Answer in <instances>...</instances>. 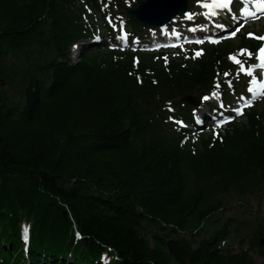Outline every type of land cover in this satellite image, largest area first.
<instances>
[{"label":"trees","instance_id":"16d2710c","mask_svg":"<svg viewBox=\"0 0 264 264\" xmlns=\"http://www.w3.org/2000/svg\"><path fill=\"white\" fill-rule=\"evenodd\" d=\"M80 1L0 0V264H264V221L223 216L264 191V107L206 135L180 102L215 92L229 107L230 56L248 68L264 41L245 29L180 59L102 41L73 62L133 4Z\"/></svg>","mask_w":264,"mask_h":264},{"label":"rangeland","instance_id":"374dc122","mask_svg":"<svg viewBox=\"0 0 264 264\" xmlns=\"http://www.w3.org/2000/svg\"><path fill=\"white\" fill-rule=\"evenodd\" d=\"M206 0H192V4H193V8L189 11V15H192V19H188L187 16L185 19L182 18H178V24H170L169 28L166 29L165 31H162L160 29H148L144 31V36L143 38H137L138 36H133V33L131 32L130 28L127 26V18L124 12H119L117 11L115 8L111 9V11L109 13H107V22L109 23V26H113V28L116 26V24L119 25V31H121V33H116L113 34V36L111 35H107L105 30L104 32L101 34V37H103V40L98 41L100 42H104V43H109V41L111 40H119L118 37L120 36H131L132 39L129 40L127 42V46H129L130 50L133 51H137V52H142V53H152V51H145L143 50L141 47H138V44H141V41L146 42L149 40H155L156 37H160V38H168L170 36L173 35H178L179 32L181 33H188L191 32L189 31V24L188 23H201L200 26H195L193 27L195 29V33H200L203 34L207 33L210 34L211 36H214L213 32H215L217 25H222L221 29L223 30V33L220 34H224L225 32H227L230 29H234V26L237 25V27L234 29V31L237 28H240V31L236 34V36L234 37L235 39L233 40L234 43L238 42V39L240 37V35L242 34L243 30L245 29H252L253 30V34L254 36L256 35H261L264 36V18L263 17H258V18H253V19H249V20H244V22H242L241 20V15L240 13H237L235 10L233 12H231L230 10H223V12L218 11L217 12V17L220 18L221 23L219 22V19L217 21H213L211 20V18H213L214 15L212 14H208L207 12H209V10L207 8H203L201 7V4H203V2ZM84 1H80V3H83ZM129 3L130 2H126L124 4L125 7H129ZM132 3L130 5V7H137L138 3L135 2V0H132ZM208 3V2H206ZM235 4V5H234ZM234 6H236L237 8H240L241 5H239L238 3L234 2L233 3ZM231 7L232 8L234 7ZM107 5H104L102 7V9H106ZM102 12H96L95 16L96 17V22L98 24L99 27H102L104 24V21L102 20ZM182 19V20H181ZM215 19V18H214ZM111 21V22H110ZM220 28V27H219ZM115 31V29H114ZM226 38V37H224ZM224 38H220V39H224ZM230 38L231 35H230ZM121 40V39H120ZM138 40V41H137ZM214 40V39H212ZM96 42L94 39L93 40H89V41H85V42H80L77 44V46L72 47L71 48V53H72V61L73 62H77L79 60V54L82 50V48L84 47V45H89ZM123 42V41H122ZM208 43V42H207ZM109 45V44H108ZM110 47V45L108 46V48ZM126 47V46H122L121 48ZM190 47V46H187ZM110 49V48H109ZM180 48L177 49H160L158 51H154V53H157L159 51L164 50L165 52H168L171 56V59H180L181 58V54H180ZM238 54V53H237ZM257 54V53H256ZM256 56V55H255ZM230 61H232L230 59ZM233 62V61H232ZM234 63V62H233ZM258 63V60L254 57V62L253 65H256ZM235 65V63H234ZM252 65V66H253ZM250 67V66H249ZM264 73V70H260V69H256L253 73L254 77L258 80V83H264V77L262 74ZM242 74L239 78H237L238 75ZM241 79L242 80V88H238V90L235 92L232 91V104L229 105V107H227L224 104V98L220 95V94H216L215 96H212L211 98H209L204 104L201 102L200 103V107L195 108V118L198 122V124L201 126V128H203V131L206 135H211L213 134L214 128H215V124L213 122V116H217L219 114H222V117H225V115H232V114H236V111H234V109H242L245 110L248 107H246V103L249 100H252V93H249L247 91V89L249 87L254 88V90L258 93H261V95H259L257 97V99L252 100V107L258 105L259 108H263L264 107V90H261L257 87V85H253L251 83V79L252 77H248L246 76L244 73H240L238 70L236 71V74L233 76L232 79H230L229 81H231L233 83V80H237V82H239ZM246 80H249V84L247 85ZM232 84L230 86V88L232 89ZM192 97L196 98L198 100V98L196 96H194L192 94ZM241 97H244V99H241ZM225 114V115H223ZM240 119L237 122H245L246 119L245 117L242 118L241 115H237ZM241 116V117H240ZM207 117L209 119V122L206 123L203 121V118ZM224 119V118H222ZM175 124H177V122L175 121ZM237 206H242V208H244L243 210H240L238 208H230L229 210H227L223 216H236L238 218L241 217H249V216H256L257 220H259L260 222L264 221V191L262 193L257 194L256 196H253L251 198H249L248 200H246V203L244 205H237ZM244 210H249L250 212L248 213H244ZM248 214V215H247ZM254 221V220H253ZM232 251L234 252H239L240 247L238 244H234L233 247L231 248ZM256 263L257 264H263V259L258 256L256 253L253 254Z\"/></svg>","mask_w":264,"mask_h":264},{"label":"snow or ice","instance_id":"6c2138e0","mask_svg":"<svg viewBox=\"0 0 264 264\" xmlns=\"http://www.w3.org/2000/svg\"><path fill=\"white\" fill-rule=\"evenodd\" d=\"M239 2L241 4H244L245 3V0H239ZM233 3H234V0H213V4L212 5H209V4H201V7L203 8H209V7H215L217 9H220V10H231V7L233 6ZM247 3L254 7L256 9V12H252V11H249L248 8H243L241 11H240V15L244 16L245 18H258V15L261 14V13H264V0H247ZM215 14V13H213ZM188 19H192V15H189L187 17ZM111 22V21H110ZM217 27H222V25H217ZM189 31H195V29H189ZM240 31V28H237L235 31H233L231 33V37L234 38L236 36V34ZM249 38H254V39H257L259 41H264V36H254L253 33H249L248 34ZM118 39H121V40H124L126 42V37L125 36H120L118 37ZM194 43L196 44H203L204 41L203 40H196V41H193ZM212 43H219L218 40H211ZM245 53L247 54V59H252L253 58V53L247 49H241L240 50V55L241 56H244ZM203 55V52L202 51H196L194 56H192L191 58L192 59H196L200 56ZM255 58L258 60V63L256 65H253V66H250L248 68H245V62H242L240 59H237L236 56H230V59L236 64L239 66V69L238 71L241 72V73H244L246 76L248 77H252L251 79V83L253 85H257V87L261 90H264V83H258V80L254 77L253 73L256 69H260V70H264V45L260 46L258 48V51H257V54L255 56ZM165 60H167V58H165ZM264 74V73H262ZM229 73H224V76H228ZM231 86V81H229V87ZM215 87L219 88L220 85L219 84H216ZM247 91L249 93H252V100H255L257 99V97L259 95H261V93H258L254 90V88L252 87H249L247 89ZM213 96L216 95L215 92H213L212 94ZM203 99L205 101H207L209 99L208 96H205L203 97ZM241 99H244V97H241ZM252 100H249L247 101L246 103V107H251L252 106ZM234 111H236V114L237 115H243L244 112L242 109H234ZM171 119V118H170ZM178 123H181L182 122H178ZM186 126V125H185ZM217 135V138H219V135Z\"/></svg>","mask_w":264,"mask_h":264},{"label":"water","instance_id":"95a60500","mask_svg":"<svg viewBox=\"0 0 264 264\" xmlns=\"http://www.w3.org/2000/svg\"><path fill=\"white\" fill-rule=\"evenodd\" d=\"M193 8L191 0H144L137 7H129L125 15L147 28H163L179 16L188 15ZM181 103L193 108L200 107V100L186 94ZM264 246V238L261 239Z\"/></svg>","mask_w":264,"mask_h":264},{"label":"bare ground","instance_id":"6f19581e","mask_svg":"<svg viewBox=\"0 0 264 264\" xmlns=\"http://www.w3.org/2000/svg\"><path fill=\"white\" fill-rule=\"evenodd\" d=\"M208 3L209 2H211L212 3V0H206ZM246 3H247V1H246ZM210 5H212V4H210ZM247 5H248V7H249V9H251L252 10V12L253 11H255L256 9L254 8V7H252V6H250L248 3H247ZM209 11H210V13H215V14H217V11H220V9H217V8H215L214 6L213 7H209V8H207ZM189 15H187V17H188ZM186 18V17H185ZM184 17L182 18V19H185ZM215 18H217V16L215 17ZM181 19V20H182ZM179 20V19H178ZM178 20L176 19V20H174L172 23H176V24H178ZM171 23V24H172ZM169 26L170 25H168V26H166V27H164V28H162V29H160V30H162V31H165L166 29H168L169 28ZM217 31H220V28H217Z\"/></svg>","mask_w":264,"mask_h":264}]
</instances>
